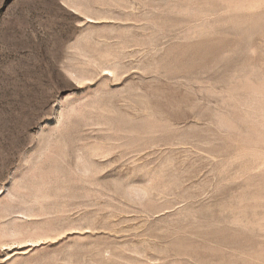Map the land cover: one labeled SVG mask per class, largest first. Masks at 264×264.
I'll return each mask as SVG.
<instances>
[{
	"label": "rangeland",
	"instance_id": "rangeland-1",
	"mask_svg": "<svg viewBox=\"0 0 264 264\" xmlns=\"http://www.w3.org/2000/svg\"><path fill=\"white\" fill-rule=\"evenodd\" d=\"M0 264H264V0H0Z\"/></svg>",
	"mask_w": 264,
	"mask_h": 264
}]
</instances>
